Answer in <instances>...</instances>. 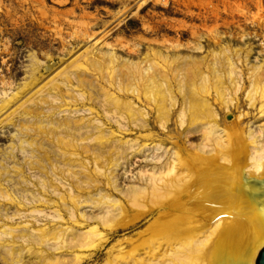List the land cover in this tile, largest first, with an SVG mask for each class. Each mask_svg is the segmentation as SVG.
Wrapping results in <instances>:
<instances>
[{
  "label": "rangeland",
  "instance_id": "1",
  "mask_svg": "<svg viewBox=\"0 0 264 264\" xmlns=\"http://www.w3.org/2000/svg\"><path fill=\"white\" fill-rule=\"evenodd\" d=\"M95 62L107 70L102 74ZM33 64L41 81L35 87L28 82ZM137 65L142 77L149 69L164 80L163 121L140 77L129 78ZM199 68L196 80L209 85L203 112L189 109L188 72ZM215 76L223 99L213 88ZM261 81L264 0H0V102L24 84L31 90L0 114V264L17 260L12 250L25 248L35 230L86 231L74 218L101 215L92 208L96 194L118 201V222L126 224L112 232L100 227L107 244L78 264H106L119 250L144 249L159 212L137 220L124 195L147 188L168 161L187 163L185 155L200 154L214 131L260 145L255 135L264 131V97L247 94ZM110 95L122 100L119 113L107 108ZM195 111L202 122L192 123ZM99 133L102 144L93 143ZM20 257L18 264H34L26 251Z\"/></svg>",
  "mask_w": 264,
  "mask_h": 264
},
{
  "label": "bare ground",
  "instance_id": "2",
  "mask_svg": "<svg viewBox=\"0 0 264 264\" xmlns=\"http://www.w3.org/2000/svg\"><path fill=\"white\" fill-rule=\"evenodd\" d=\"M95 63L93 67L102 74L108 68L106 65L105 70L101 71V66ZM194 68L197 67L193 65ZM232 69H228V77H232ZM30 70L28 82L33 87L38 86L41 82L36 78L38 66L33 64ZM129 71V78L140 77L144 97L158 104L159 117L163 121L168 113L163 103L164 80L156 76V71L149 69L142 77V69L138 65ZM197 71L200 68L188 72L192 79L189 109L199 108L203 112L209 107L204 98L209 85L206 82L198 83L196 78L201 80L202 74ZM23 86L18 93L0 102V114L31 92L29 84ZM213 88L223 99V82L218 76L213 78ZM258 93L264 97L263 81L254 84L247 97L253 100ZM106 102L107 108L114 113H119L124 107L122 100L113 95ZM128 113L133 117L130 111ZM193 122H202L198 111L194 112ZM222 133L214 131L211 139L207 137L208 145H201L203 151L200 154L185 155L187 163L179 158L168 161L159 169L157 177L151 175L147 188L130 189L124 195L137 210V220L157 210L158 223L154 226L152 237L141 244L140 247L144 246V249L134 246L128 255L119 250L106 264H255L259 253L264 250V131L255 135L262 141L258 146L251 145L242 134L234 136V133ZM102 138L99 133L92 142L102 144ZM251 138L252 133L249 134ZM63 145L66 146V143ZM69 200L73 204L76 202L72 196H69ZM38 201L44 205L47 199L41 197ZM59 201L61 205L65 204L62 196ZM92 204L94 210H100V216L85 218L80 215L78 220L74 218L77 226L81 225L79 220L86 223V231L67 233L69 227L56 229L55 226L35 230L37 236L25 240V248L12 250V259H17L12 264H18L23 251L34 264H78L89 259L93 252L108 242L105 234H101L100 227L112 232L126 224L118 222L122 215L121 205L111 196L96 194L92 197ZM69 211L73 217V211ZM31 212L39 215L43 211L34 209ZM55 213L54 218L62 220L59 212ZM8 230L10 233H4L14 237V230ZM46 247L51 251L47 252ZM65 254L69 256L67 259L64 258Z\"/></svg>",
  "mask_w": 264,
  "mask_h": 264
},
{
  "label": "water",
  "instance_id": "3",
  "mask_svg": "<svg viewBox=\"0 0 264 264\" xmlns=\"http://www.w3.org/2000/svg\"><path fill=\"white\" fill-rule=\"evenodd\" d=\"M258 264H264V250L262 251L260 258L258 260Z\"/></svg>",
  "mask_w": 264,
  "mask_h": 264
}]
</instances>
